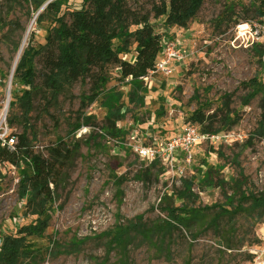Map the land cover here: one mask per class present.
<instances>
[{
  "label": "rangeland",
  "instance_id": "1",
  "mask_svg": "<svg viewBox=\"0 0 264 264\" xmlns=\"http://www.w3.org/2000/svg\"><path fill=\"white\" fill-rule=\"evenodd\" d=\"M58 1L60 12L40 22L42 9L34 12L28 1L0 0V108L7 110L12 131L24 133L35 147L46 149L62 140L73 149L49 210L51 224L42 237H30L41 252V261L33 264H117L116 253L107 254L106 233L115 224L138 216L150 226L163 225L167 218L163 201L182 189L183 179L194 180L193 191L198 195L195 202H184L188 208L217 205L230 210L226 195H232L238 184L237 196H264V134L257 132L259 98L243 104L248 93L244 84L261 70L255 48L264 49V35L250 45L249 36L239 34L243 27L264 23V0H206L187 28L154 18V6L160 0H125L124 7L132 16H149L160 36L159 56L171 43L188 55L174 64L172 74L136 81L120 79L114 59L106 61L101 52L89 49L92 36L86 44L80 43L82 48L74 44L76 54L69 68L58 67L63 61L60 46L69 40L56 39L52 44L49 36L73 26L78 14L93 8V0ZM115 27L123 31L118 23ZM26 34L24 49L31 48L33 54L29 87L14 80ZM123 38L113 41L114 49L124 45ZM129 44L131 48L119 54L125 62L136 56V43ZM262 60L259 82L264 83V56ZM225 95H233L231 109L236 117L216 115ZM199 110L213 116L215 128L228 122L242 140L195 149L184 175L167 170L161 162L154 166L136 153L139 144L149 146L155 138L180 132ZM28 169L0 162V245L4 236L15 235L37 217L20 196L22 174ZM209 170L213 171L212 185L204 179ZM217 181L223 185L217 186ZM173 201L176 207L182 205L176 197ZM255 222L240 212L222 218L217 227L198 223L190 229H176L167 236L164 251H159L157 240L155 244L136 239L131 264H255L247 249L264 236V222Z\"/></svg>",
  "mask_w": 264,
  "mask_h": 264
},
{
  "label": "trees",
  "instance_id": "2",
  "mask_svg": "<svg viewBox=\"0 0 264 264\" xmlns=\"http://www.w3.org/2000/svg\"><path fill=\"white\" fill-rule=\"evenodd\" d=\"M22 2L24 0H14ZM33 6L34 12H41L38 16V21H50V15H55L60 12L61 3L58 0H25ZM91 1V0H90ZM125 0H93V8L84 13L78 14L74 18L73 26L68 29L59 31V35L54 37L49 36L52 44L57 40L64 38L69 40L65 43L66 46H60L63 53V61L58 65L59 68H69L75 58L76 50L74 44L78 48H82L80 43L86 44L92 36L93 40L89 44L93 50L101 52L103 59L109 61L114 59L120 70V79L140 80L148 77L149 72L154 69L155 63L159 59L160 53V36L155 33L154 28L150 24L147 14L132 16L133 12L125 9ZM163 3L165 0H160ZM170 14L167 17L166 24L173 22L186 27L187 21L198 11L202 0H169ZM154 17H159L164 13L162 5L154 6ZM135 17V18H133ZM59 20V18H58ZM52 23V22H51ZM115 23L123 26V31L116 30ZM137 25L135 31L127 32L128 24ZM164 23V24H165ZM51 26V25H50ZM123 38L124 45L122 47L113 48V41L119 37ZM134 37L136 43V56L132 62L120 60L119 54L128 47ZM260 56L259 65L260 73L252 80L244 84L248 90L246 97L243 99V104L248 105L251 100L259 98V108L261 110V119L259 122L258 133L264 134V83L259 82V76L263 71L264 49L255 48ZM73 56V58L71 57ZM91 64L94 61L91 57L88 60ZM33 54L31 48L24 49L18 60L14 80H19L21 83L29 87L33 76ZM233 95H225L221 100V106L218 108L216 115L220 116H235V111L231 109L233 103ZM236 117V116H235ZM213 116H205L202 110L195 111L190 116V121L198 124L205 131L219 133L222 131H231V126L228 122H220L221 127L215 128L212 120ZM10 125L13 122L8 120ZM16 135V134H15ZM17 142L13 150L0 147V162L7 163L12 167L20 169L22 165L29 168L23 171V179L20 182V196L26 199V207L31 214L36 215L34 223L21 226L15 235H7L2 238L0 245V264H33L41 261V252L34 248L30 242V237H42L51 224V214L49 212L52 203L55 200L59 182L68 167L73 156V149L65 141H59L52 144L46 149L43 147V152L39 147H35L28 142L24 133L16 135ZM221 155L222 153L219 152ZM154 166L158 161L151 162ZM208 185L213 184V171L209 170L204 177ZM194 180L183 179L182 189L171 193L163 201L164 209L167 213V218L163 225L158 227L150 226L144 220L143 216L135 217L134 219L125 220L115 224L114 227L106 233L108 238L107 254L115 252L117 256V264H131L130 251L136 239H141L145 242L155 243L159 251H164L167 236L174 230L185 228L190 229L195 224L202 223L217 227L222 218L233 217L236 213L244 212L256 222H264V196H237L241 189V185L230 196L226 195V206L229 209H224L214 205L211 207L205 206L201 208H188L184 202L192 201L198 198L194 193ZM217 186L223 185L222 181L216 182ZM168 197V200H166ZM182 201V205L176 207L173 198ZM215 209H217L215 211ZM214 213L209 219L207 215ZM255 222V223H256ZM157 240V241H155ZM258 241V240H257ZM254 241L253 243H256ZM228 249L232 246L226 244ZM248 254V253H247ZM249 258L251 256L248 254ZM250 261V260H249Z\"/></svg>",
  "mask_w": 264,
  "mask_h": 264
},
{
  "label": "built area",
  "instance_id": "3",
  "mask_svg": "<svg viewBox=\"0 0 264 264\" xmlns=\"http://www.w3.org/2000/svg\"><path fill=\"white\" fill-rule=\"evenodd\" d=\"M247 29L246 37L249 36L247 43L250 45L259 42L262 35H264V23L254 25V27L250 26ZM175 49L176 46L173 43L166 45L149 75L161 73L168 76L172 74L174 64H178V62L188 57L185 49L177 51ZM238 140L241 141L242 137L233 130L215 133L205 131L200 125L188 122L174 136L165 139L155 138V141L149 146L139 144L135 146V151L143 159L150 162H161L167 170L184 175L186 169H189L193 163L195 149L204 145L210 148H217ZM16 142V135L9 125L7 110L0 108V147L13 150ZM39 149L43 152L42 146ZM247 253L251 256V262L264 264V236L256 243L250 245Z\"/></svg>",
  "mask_w": 264,
  "mask_h": 264
},
{
  "label": "flooded vegetation",
  "instance_id": "4",
  "mask_svg": "<svg viewBox=\"0 0 264 264\" xmlns=\"http://www.w3.org/2000/svg\"><path fill=\"white\" fill-rule=\"evenodd\" d=\"M206 0H202V3H201V5H200V7H199V9H198V11L195 13V15H193L192 17H190V19L187 21V23H186V27H188L189 26V24L192 22V20L196 17V15H197V13L200 11V9H201V7L203 6V4H204V2H205ZM160 5H162V8H163V10H164V13L165 14H162L161 16H159V17H154L155 19H159V18H163L164 19V23L166 22V20H167V17H169V14H170V3H169V0H165L163 3H161V1H160ZM160 5H157V6H160ZM154 14H155V11H154ZM150 21V20H149ZM151 24V23H150ZM166 24V23H165ZM152 25V24H151ZM166 25H168V24H166ZM170 26L171 25H174V26H177V27H180V28H184L183 26H185V25H180V24H178V23H175V22H173V23H171V24H169ZM131 26H136L137 27V25H135V24H132V23H129L128 24V27H127V32H130V31H132V30H130V27ZM153 27V26H152ZM137 29V28H136ZM133 31H135V30H133ZM155 31V30H154ZM159 35V34H158ZM131 41L132 42H134L135 43V40H134V37H132V39H131ZM114 48V47H113ZM129 48H131V46L129 47ZM119 57H120V55H119Z\"/></svg>",
  "mask_w": 264,
  "mask_h": 264
},
{
  "label": "bare ground",
  "instance_id": "5",
  "mask_svg": "<svg viewBox=\"0 0 264 264\" xmlns=\"http://www.w3.org/2000/svg\"><path fill=\"white\" fill-rule=\"evenodd\" d=\"M33 25H34V22L31 24L30 28H31ZM244 29H246V27H243V28L241 29L240 37H241V36H244L245 34H247V32H245V31L243 32V31H242V30H244ZM27 39H28V35L26 34L25 37H24V39H23L22 45H21V47H20V51H19V53H18V56H17L16 62L20 59V56H21V54L23 53V50H24V47H25V45H26Z\"/></svg>",
  "mask_w": 264,
  "mask_h": 264
},
{
  "label": "water",
  "instance_id": "6",
  "mask_svg": "<svg viewBox=\"0 0 264 264\" xmlns=\"http://www.w3.org/2000/svg\"><path fill=\"white\" fill-rule=\"evenodd\" d=\"M15 67H16V64H15Z\"/></svg>",
  "mask_w": 264,
  "mask_h": 264
}]
</instances>
